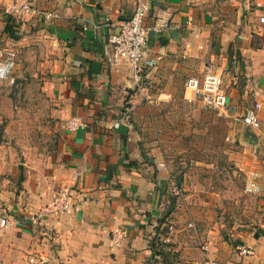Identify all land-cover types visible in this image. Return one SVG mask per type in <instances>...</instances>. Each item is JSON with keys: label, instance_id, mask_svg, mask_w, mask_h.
Here are the masks:
<instances>
[{"label": "crops", "instance_id": "crops-1", "mask_svg": "<svg viewBox=\"0 0 264 264\" xmlns=\"http://www.w3.org/2000/svg\"><path fill=\"white\" fill-rule=\"evenodd\" d=\"M133 1L31 0L38 14L19 21L0 12V48L33 60L50 101L51 138L42 159L7 164L4 154L0 264H264V0H146L140 87L127 64L108 61V39ZM163 22L168 28L155 33ZM209 63L227 96L218 112L191 104L185 89ZM257 102L252 129L242 118ZM74 117L84 126L71 131ZM211 124L223 133L209 148L243 176L239 198L252 202L239 199L237 212L213 210L182 168ZM250 175L258 193L244 190ZM62 190H72L71 210L33 219ZM118 228L126 238L114 246Z\"/></svg>", "mask_w": 264, "mask_h": 264}, {"label": "rangeland", "instance_id": "rangeland-1", "mask_svg": "<svg viewBox=\"0 0 264 264\" xmlns=\"http://www.w3.org/2000/svg\"><path fill=\"white\" fill-rule=\"evenodd\" d=\"M16 55L13 70L6 78L0 80L1 165L4 162V154L7 156V164L18 161L22 156L32 160L42 159L46 156L51 141L48 134L50 101L41 90V80L38 78L33 60L27 56L23 57L19 52H16ZM202 130L200 135L203 132L206 136L212 133L211 136L198 141V145L196 144L192 151L189 149V152H185L180 160L183 162L182 168L187 169L190 179L202 184V187L193 185L190 188L194 192L197 189L205 201L210 197L208 202L216 212L222 210L237 212L239 193L244 183L243 176L234 172L232 166L224 162L222 154L214 153V150L209 148L211 142L218 144L219 138L216 135L220 137L223 133L222 128L218 124H211L208 131H205L204 127ZM186 146H190V139L184 140V148ZM212 193L219 194V197L213 196ZM212 197H215V200H212ZM248 199L250 198L240 200L250 206L252 202Z\"/></svg>", "mask_w": 264, "mask_h": 264}, {"label": "built area", "instance_id": "built-area-1", "mask_svg": "<svg viewBox=\"0 0 264 264\" xmlns=\"http://www.w3.org/2000/svg\"><path fill=\"white\" fill-rule=\"evenodd\" d=\"M148 4L146 0H134L132 3L131 16L121 23L117 31L108 39L111 50L108 54V61L111 65L117 66L120 63L127 64L133 72V80L137 87L140 83V64L145 59L147 51L148 37L151 29L146 26L145 20L148 13ZM0 12L6 16H10L17 21L25 16H33L38 14L33 7L31 0H11L8 5L1 6ZM53 14L46 13L45 18L53 17ZM168 25H155L152 30L160 34ZM195 36L197 34L195 33ZM16 52L14 49L0 48V80L6 78L14 66L16 65ZM185 89L189 91L191 97L188 98L191 104L201 101L208 109L213 111H221L227 106V96L222 88V75L219 70L211 63L206 65L202 78L188 77L185 81ZM264 98V91L261 92ZM262 103L257 102L252 108L247 110L242 118V123L246 127L252 129L259 128V120L257 112L261 109ZM67 128L71 131L84 126L80 118H71L67 122ZM78 175V174H77ZM245 192L248 194L258 193V181L254 175H250L245 181ZM72 190H62L55 193L50 203L44 207L33 219H41L46 216L66 213L72 208ZM8 225V219L0 215V228ZM187 227L195 232L199 231L198 226L194 222H189ZM171 228H169L170 230ZM126 238V232L123 229H114L111 231V242L114 246H119ZM168 236L164 242H168ZM202 249H206L205 246ZM242 255H249L250 250L241 248ZM215 264V263H214Z\"/></svg>", "mask_w": 264, "mask_h": 264}]
</instances>
